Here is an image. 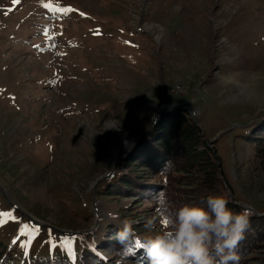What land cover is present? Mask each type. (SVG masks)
Instances as JSON below:
<instances>
[{
    "label": "rangeland",
    "instance_id": "374dc122",
    "mask_svg": "<svg viewBox=\"0 0 264 264\" xmlns=\"http://www.w3.org/2000/svg\"><path fill=\"white\" fill-rule=\"evenodd\" d=\"M162 106L191 114L233 201L264 216L251 142L264 143L251 137L264 129V0H0V212L15 217L0 243L13 264L74 260L124 220L144 236L166 228L150 204L105 194ZM238 264H264V249Z\"/></svg>",
    "mask_w": 264,
    "mask_h": 264
},
{
    "label": "trees",
    "instance_id": "16d2710c",
    "mask_svg": "<svg viewBox=\"0 0 264 264\" xmlns=\"http://www.w3.org/2000/svg\"><path fill=\"white\" fill-rule=\"evenodd\" d=\"M259 132L256 130L251 137L264 140L262 136L257 137ZM251 142L257 156L264 158V143ZM117 166L112 176L117 180L116 184L106 189V195L141 200V204H150L147 207L151 209L150 216L161 218L165 213L157 199L160 194H163L169 212L185 204L205 207L209 196L222 195L228 199V207L234 213L247 211L249 214V227L237 250L239 261L245 260L254 249H264V216L254 215L233 201L215 147H211L204 129L186 109L162 114ZM145 227L132 225L134 236L121 245L117 243L116 235L122 225L110 224V236L101 244L82 247L74 260L56 251L47 257H35L31 264H120L117 260L121 258L146 264L139 247L146 237L143 235ZM1 245L0 264H13L17 259L15 252L6 251L3 248L6 246ZM99 245L110 255H100Z\"/></svg>",
    "mask_w": 264,
    "mask_h": 264
},
{
    "label": "clouds",
    "instance_id": "9594fccd",
    "mask_svg": "<svg viewBox=\"0 0 264 264\" xmlns=\"http://www.w3.org/2000/svg\"><path fill=\"white\" fill-rule=\"evenodd\" d=\"M157 199L167 227L139 244L146 264H238L237 250L249 227L247 211L234 213L222 195L209 196L205 207L185 204L174 212L168 211L163 194ZM132 224L122 222L117 243L134 236Z\"/></svg>",
    "mask_w": 264,
    "mask_h": 264
},
{
    "label": "water",
    "instance_id": "95a60500",
    "mask_svg": "<svg viewBox=\"0 0 264 264\" xmlns=\"http://www.w3.org/2000/svg\"><path fill=\"white\" fill-rule=\"evenodd\" d=\"M172 110H176V108H167V107H165V106H162L156 113H155V115H154V118H153V123H155L156 122V120L162 115V114H164V113H166V112H169V111H172ZM196 121V120H195ZM197 122V121H196ZM140 139H138L136 142H135V144L133 145V143H130V147H134L136 144H137V142L139 141ZM129 147V148H130ZM126 151H127V149H123L121 152H118V154H117V160H120V159H122L124 156H122L123 154H125L126 153ZM117 160H114V162H117Z\"/></svg>",
    "mask_w": 264,
    "mask_h": 264
},
{
    "label": "snow or ice",
    "instance_id": "6c2138e0",
    "mask_svg": "<svg viewBox=\"0 0 264 264\" xmlns=\"http://www.w3.org/2000/svg\"><path fill=\"white\" fill-rule=\"evenodd\" d=\"M16 2H18V0H16ZM45 7H49V5H45ZM58 11H63L58 9ZM6 219H15L14 216H12L11 213L8 212H0V224H3L4 222H6ZM163 225L165 227H167V221H163ZM24 233L22 232L21 235H23ZM65 246H68V242H65Z\"/></svg>",
    "mask_w": 264,
    "mask_h": 264
}]
</instances>
